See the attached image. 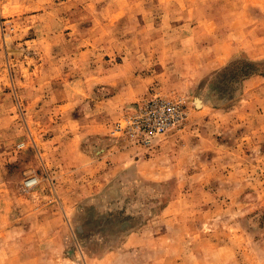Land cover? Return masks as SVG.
Listing matches in <instances>:
<instances>
[{"label": "rangeland", "instance_id": "rangeland-1", "mask_svg": "<svg viewBox=\"0 0 264 264\" xmlns=\"http://www.w3.org/2000/svg\"><path fill=\"white\" fill-rule=\"evenodd\" d=\"M0 264H264V0H0Z\"/></svg>", "mask_w": 264, "mask_h": 264}, {"label": "built area", "instance_id": "built-area-1", "mask_svg": "<svg viewBox=\"0 0 264 264\" xmlns=\"http://www.w3.org/2000/svg\"><path fill=\"white\" fill-rule=\"evenodd\" d=\"M184 116L180 105L169 100L154 98L141 107L135 121L134 134H142L144 141L148 142L151 136L161 134ZM35 183L31 178L25 181L24 186L30 187Z\"/></svg>", "mask_w": 264, "mask_h": 264}, {"label": "bare ground", "instance_id": "bare-ground-1", "mask_svg": "<svg viewBox=\"0 0 264 264\" xmlns=\"http://www.w3.org/2000/svg\"><path fill=\"white\" fill-rule=\"evenodd\" d=\"M197 101H198V100H195V105H196V106L198 105ZM199 102H200V101H199Z\"/></svg>", "mask_w": 264, "mask_h": 264}]
</instances>
